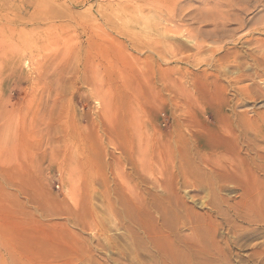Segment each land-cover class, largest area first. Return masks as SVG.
I'll use <instances>...</instances> for the list:
<instances>
[{"label":"rangeland","instance_id":"374dc122","mask_svg":"<svg viewBox=\"0 0 264 264\" xmlns=\"http://www.w3.org/2000/svg\"><path fill=\"white\" fill-rule=\"evenodd\" d=\"M248 1L0 0V264H264Z\"/></svg>","mask_w":264,"mask_h":264},{"label":"bare ground","instance_id":"6f19581e","mask_svg":"<svg viewBox=\"0 0 264 264\" xmlns=\"http://www.w3.org/2000/svg\"><path fill=\"white\" fill-rule=\"evenodd\" d=\"M230 1V3L231 4H233V6H238V7H240L239 5H243L245 2H248L249 3V1L248 0H229ZM259 0H254L253 2H254V4L255 3H259L258 2ZM246 4V3H245ZM244 4V5H245ZM250 4V3H249ZM245 6H247V5H245ZM255 6V5H254ZM249 7V6H248ZM243 9V8H242ZM91 31H93V30H91ZM85 32V31H84ZM83 32V33H84ZM86 32H88V31H86ZM91 33V32H90ZM92 35V34H91ZM94 35V34H93ZM89 38V37H88ZM92 38H96V36L95 37H92ZM88 40V39H87ZM90 40H92L91 38H90ZM115 40V39H114ZM93 41V40H92ZM91 41V42H92ZM88 42H89V40L87 41V44H88ZM90 45V44H89ZM90 47V46H89ZM160 66V65H159ZM157 68L159 69V68H161V66L160 67H158V65H157ZM171 68V67H170ZM169 68V69H170ZM157 69V70H158ZM165 70H166V68H164ZM164 69H162L160 72H162L163 73V70ZM160 70V69H159ZM158 70V71H159ZM172 70H174L173 68H171V71L170 70H166L165 72H167V74H165V72H164V75H167L168 76V74L170 73V72H172ZM151 71V70H150ZM155 71V70H154ZM170 71V72H169ZM152 73V72H151ZM155 73V72H154ZM143 74V73H142ZM144 74H146L145 72H144ZM150 74V73H149ZM158 74L160 75V73L158 72ZM157 74V75H158ZM151 76H152V74H151ZM150 76V77H151ZM155 76V75H154ZM167 76H164V77H167ZM144 77V76H143ZM142 77V78H143ZM153 77V76H152ZM160 77H161V75H160ZM162 77H163V74H162ZM161 77V78H162ZM163 77V78H164ZM142 78H140V79H142ZM157 78V77H156ZM146 79V78H145ZM139 81H141V80H139ZM147 81V80H146ZM146 81H144V82H146ZM149 81V80H148ZM147 81V82H148ZM142 82V81H141ZM223 87H225V86H223ZM221 91H223L224 92V89L223 90H221ZM225 92H227L226 91V89H225ZM223 94V93H222ZM224 96V95H223ZM190 98V97H189ZM132 100V99H131ZM132 102V101H131ZM134 102V101H133ZM136 103V102H135ZM220 130V129H219ZM219 132V131H218ZM201 136H203V137H205V139H207V141H208V143H207V145H206V147H208L209 149H217V148H222V147H224V146H226V145H228V144H232L233 143V145L234 144H236V139L235 138H233L232 140H230V139H228V138H224L222 135H221V133H219V134H215V135H213V136H210L209 134H204V135H199V137H201ZM237 142H238V139H237ZM237 152H241V150L239 149V147H238V145H237ZM192 163V162H191ZM190 163V164H191ZM220 163V164H219ZM219 163H217V162H215V164L216 165H218V166H220L221 165V163L222 162H219ZM223 164V163H222ZM192 165V164H191ZM226 174H229V173H226ZM215 176V175H214ZM218 177H223V176H225V174H219V175H217ZM225 177H229V178H233V179H237V176H234V175H229V176H225ZM127 203L129 202V203H135L134 201H132L131 199H128L127 198ZM138 204H140L141 202L140 201H138L137 202ZM137 203H135V204H137ZM143 204V203H142Z\"/></svg>","mask_w":264,"mask_h":264}]
</instances>
